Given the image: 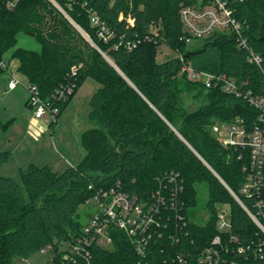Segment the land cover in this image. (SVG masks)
<instances>
[{
  "label": "trees",
  "instance_id": "obj_1",
  "mask_svg": "<svg viewBox=\"0 0 264 264\" xmlns=\"http://www.w3.org/2000/svg\"><path fill=\"white\" fill-rule=\"evenodd\" d=\"M13 1L0 0V61L17 45L18 34L33 37L41 52L17 49L19 73L61 113L88 79L100 87L90 99L88 120L95 127L81 136L86 154L78 165L63 172L31 165L20 171L19 182L0 174V264L28 260L48 246L59 251L81 233L80 207L111 188L135 196L142 205L153 202L158 192L165 197L148 248L151 264H177L171 258L177 252L194 255L211 245L218 235L219 204L230 207L232 229L223 235L224 243L234 236L238 245L250 247L244 255L224 254L222 264H264L253 254L264 233L245 209L256 212L257 200L241 194L248 150L224 145L210 129L215 121L238 118L247 132L259 124V111L245 96H264V0H223L241 26L240 35L216 33L194 50L182 39L181 6L211 0H54L57 5L17 0L9 8ZM92 15L112 33L107 42L92 27ZM155 24L160 25L158 35L152 32ZM129 41L140 42L128 50L124 43ZM162 46L177 56L159 63ZM212 48L221 52L217 77L233 79L240 96L224 92L222 83L207 89L202 81L189 79L185 69L191 59ZM253 53L261 56L260 65L250 61ZM4 72L0 69V75ZM182 82L189 90L206 92L207 103L184 112L179 123ZM69 85H75V93L59 101L58 93ZM10 158V151L0 152V168ZM171 175L181 187L176 195ZM200 184L207 187L204 224L191 217ZM113 238L112 250L92 248L93 264L140 263L123 231L114 230Z\"/></svg>",
  "mask_w": 264,
  "mask_h": 264
},
{
  "label": "built area",
  "instance_id": "obj_2",
  "mask_svg": "<svg viewBox=\"0 0 264 264\" xmlns=\"http://www.w3.org/2000/svg\"><path fill=\"white\" fill-rule=\"evenodd\" d=\"M16 1L9 2L8 7L13 8ZM54 3L55 1L52 0ZM57 5V3H55ZM180 17L183 27L184 36L182 39L191 44L194 39H208L216 33L235 32L240 35L241 26L233 18L232 11L223 0H211L208 4L202 1L194 5H182ZM92 27L97 28L100 39L107 42L112 38V33L108 27L101 22L96 15L91 16ZM131 24L133 20H129ZM140 41H129L124 43L128 50H133ZM122 45V42L119 43ZM260 65L262 58L256 53L250 57ZM0 69L9 72L8 62L2 59ZM189 77L195 81H202L206 88L216 87L222 83L221 88L226 93H235L241 95L233 79L225 77L218 78L217 75L204 80L202 75L190 71L189 67L185 69ZM215 79V81H213ZM20 81L12 77L9 83V90L17 88ZM28 92L27 106L32 110L36 120L43 119L49 114L53 116L54 124L57 123V115L60 111L58 105H52L50 101L43 100L39 94L38 88L29 81L24 83ZM75 85H69L58 93L59 101L67 100L70 95L75 93ZM248 102L259 111V124L254 127L253 131L247 132L242 119H236L230 126L229 136L223 139L222 143L226 146H233L248 150L249 165L244 168L247 173L246 180L241 188V194L246 197H253L257 200L258 210L251 213L242 204L240 199L234 194L233 196L247 210L251 219L264 233V96L246 94ZM34 138H38L41 133L31 129ZM170 181L175 183L173 191L176 195L181 191V187L176 184L175 175L170 176ZM85 205L91 207V216L89 222L83 225L81 233L70 243L64 245L59 251H55L52 246L41 250L42 253L49 255L48 264H93L92 248L112 250L114 246L113 231H123L135 247L136 253L140 257L139 264H151L149 261L148 248L154 238L153 230L160 226L158 217L161 208L166 205V199L160 192L154 195V201L149 205H142L135 196H130L117 188L99 191L93 198L86 201ZM175 202H171V208H174ZM228 205L217 208V231L218 235L214 237L211 245L206 247L198 254L177 252L171 258L177 264H222L224 254L232 252L234 254L244 255L250 250L242 245H238V239L234 236L229 237V244L235 245L231 250L229 244L223 241V235L231 233L230 207ZM179 220L181 217L178 218ZM182 221V220H180ZM156 232V231H155ZM173 241L178 242L174 237ZM259 249H255L253 254L256 258H264V241L259 243ZM231 264H238L233 260Z\"/></svg>",
  "mask_w": 264,
  "mask_h": 264
},
{
  "label": "rangeland",
  "instance_id": "obj_3",
  "mask_svg": "<svg viewBox=\"0 0 264 264\" xmlns=\"http://www.w3.org/2000/svg\"><path fill=\"white\" fill-rule=\"evenodd\" d=\"M52 2V1H51ZM53 3V2H52ZM54 4V3H53ZM55 5V4H54ZM64 13V12H63ZM160 25H153L152 32L155 35L159 34V27ZM82 34L88 39L87 34H85L82 30H80ZM22 33L18 34L17 36V45L10 49L5 55L12 53L10 58L17 59L14 56L17 49L22 48L19 45V41H21L18 37ZM30 37L26 34H22ZM35 40V39H34ZM205 39H194V41L189 45L190 49H198L203 46ZM36 41V40H35ZM26 49V48H22ZM30 50V49H26ZM35 51V50H31ZM35 52H41L35 51ZM177 53L174 52L167 46H162L158 53L157 61L159 63L166 62L175 58ZM20 62V61H19ZM5 74H1L0 78H4ZM189 77V75H188ZM191 81L198 82L193 80L189 77ZM80 93V96L74 101V104H71L70 108L61 116L59 120V127L56 129V132L47 133L45 134L40 141L34 140L29 134L26 133V125L29 121V118L33 115L32 110L26 105V101L28 100V92L23 83L19 84L18 89L11 94L10 98L14 100L13 111L15 114L16 119V127L14 131L11 129L9 130L10 136H17L20 137L23 142L26 143L27 146H31L32 148L36 149V154L34 153L33 156L35 160L39 164H45L48 162H62L66 164V161H71L73 159L72 156L75 155L76 149H79L83 156L85 155V150L81 146V134L87 130H90L95 127L94 124L90 123L88 120V115L90 112V103H89V93L87 92L88 86L84 88ZM206 92L200 94L198 89H191L189 90L188 87L185 86V83H181V92L179 93V123L182 122V114L184 112L192 113L197 111L202 105L207 103L205 99ZM4 111V109L2 110ZM3 116V113L2 115ZM50 116V114L48 115ZM231 122H222V121H215L214 124L211 125L210 129L213 136L219 140L223 141V139L229 136ZM1 137V136H0ZM3 141L6 136H3ZM9 147H6L4 150H10ZM40 149V150H39ZM39 153H38V151ZM40 151L44 152L42 156H40ZM20 155H16L6 166L5 168L0 170V174L2 176L12 177L16 181H20V171H18V163L17 161H22ZM40 160V161H39ZM44 160V161H42ZM23 166V165H22ZM14 176V177H13ZM198 206L192 211L191 217L192 220L198 224H204L207 219L209 218V213L206 209V202H207V187L205 185H198ZM225 206L227 204H219V206ZM229 206V205H228ZM229 209V207H227ZM80 221L84 225L89 222L91 216V207L88 205H82L79 209ZM49 255L42 253L41 251L31 256L28 260H20L16 259L13 264H48Z\"/></svg>",
  "mask_w": 264,
  "mask_h": 264
},
{
  "label": "crops",
  "instance_id": "obj_4",
  "mask_svg": "<svg viewBox=\"0 0 264 264\" xmlns=\"http://www.w3.org/2000/svg\"><path fill=\"white\" fill-rule=\"evenodd\" d=\"M21 41H19V45L22 48L30 49V50H35V51H40L41 46L32 38H28L25 35H19L18 37ZM12 53L7 54L3 59L8 62L9 65V72L5 74L4 78H0V152L3 151H10L11 152V158L9 162L15 158L16 155H20V158L22 161H17L18 163V171L21 170H26L29 166L35 165L38 167H44L48 166L55 172H63L66 169L70 167H75L78 165L81 160L84 158L83 154L79 149H76V153L71 161H66V164H63L62 162H48L45 164H39L37 160L34 159L35 156L33 154H36V149L32 148L31 146H27L25 142L20 137H17L16 135L11 137L9 130H13L16 127V119H15V114L13 111V105H14V100L11 94H13L17 88L13 90H9V83L12 77L17 78L21 83H26L28 82V78L19 73V66L20 62L17 59L10 58ZM220 59H221V52L217 48H212L207 50L205 53L200 54L198 56H194L189 64V69L192 72L199 73L202 75V78L206 80L207 78H211L216 76L219 73L220 70ZM88 86L87 92L89 93V103L92 95L98 90L100 85L95 82L92 79H88L82 87L76 92L74 97L71 99L69 104L66 106V108L63 110L61 113V110L59 111L57 115V124L54 125V119L53 116H46L43 119L36 120L34 118V115H32L29 118V121L27 122L26 125V133L29 134L28 136H31L34 140L40 141V139L47 133H55L56 129L59 127V120L61 116L70 108L71 104H74V101L80 96V93L82 90H85ZM27 105V101H26ZM4 109V111H2ZM3 113V116H1ZM52 125H54L52 127ZM31 129H35L36 131H39L41 135L38 138H34ZM83 134V133H82ZM81 134V136H82ZM3 136H6V138L3 141ZM11 147L9 148L10 150H4L6 147ZM82 146V142H81ZM83 148V146H82ZM84 149V148H83ZM40 150V149H39ZM38 151V150H37ZM39 153V151H38ZM40 156L45 154L44 152L40 151ZM86 154V152H85ZM40 161V160H39ZM44 161V160H42ZM5 163L1 168H5V166L9 163ZM23 165V166H22ZM20 175V174H19ZM14 177V176H13Z\"/></svg>",
  "mask_w": 264,
  "mask_h": 264
}]
</instances>
